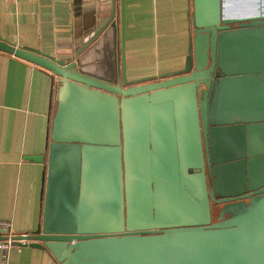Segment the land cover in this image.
<instances>
[{
  "label": "water",
  "instance_id": "obj_1",
  "mask_svg": "<svg viewBox=\"0 0 264 264\" xmlns=\"http://www.w3.org/2000/svg\"><path fill=\"white\" fill-rule=\"evenodd\" d=\"M116 17L113 0L64 64L0 41L57 78L41 222L13 244L59 264H264V0H192L183 68L135 80L123 2L120 33ZM172 95L183 149L133 195L125 164L100 165L88 144L118 146L127 111ZM76 150L84 162L73 177L74 157L61 154Z\"/></svg>",
  "mask_w": 264,
  "mask_h": 264
},
{
  "label": "crops",
  "instance_id": "obj_2",
  "mask_svg": "<svg viewBox=\"0 0 264 264\" xmlns=\"http://www.w3.org/2000/svg\"><path fill=\"white\" fill-rule=\"evenodd\" d=\"M114 1L117 33L124 4L128 80L183 68L193 35L192 0ZM112 6L113 0H0V41L68 63L94 22L106 17ZM56 87L57 78L50 71L0 51V222L9 223L12 235L33 233L41 222ZM167 98L147 100L145 109L127 111V130L118 146L88 144L97 149L95 161L100 165L113 157L125 164L121 173L133 195L138 191L136 183L160 180L157 175L163 174L165 161L178 160L183 149L184 129L176 126L174 110L179 97ZM166 104L172 109L169 116L163 109ZM80 151L61 154L74 157L70 159L76 163L73 177L82 174ZM0 264L59 263L45 248L13 244L8 250L0 246Z\"/></svg>",
  "mask_w": 264,
  "mask_h": 264
},
{
  "label": "built area",
  "instance_id": "obj_3",
  "mask_svg": "<svg viewBox=\"0 0 264 264\" xmlns=\"http://www.w3.org/2000/svg\"><path fill=\"white\" fill-rule=\"evenodd\" d=\"M0 232L3 235H6L7 236V240L2 241L0 243V246L3 249L8 250L13 245V240L11 239V237L13 235L11 234L9 223H7V222H0Z\"/></svg>",
  "mask_w": 264,
  "mask_h": 264
},
{
  "label": "flooded vegetation",
  "instance_id": "obj_4",
  "mask_svg": "<svg viewBox=\"0 0 264 264\" xmlns=\"http://www.w3.org/2000/svg\"><path fill=\"white\" fill-rule=\"evenodd\" d=\"M248 193V192H245V194Z\"/></svg>",
  "mask_w": 264,
  "mask_h": 264
}]
</instances>
